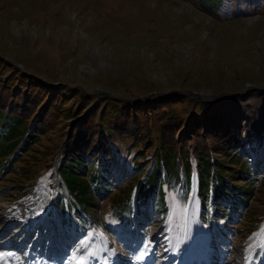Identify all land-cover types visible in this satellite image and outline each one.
Returning a JSON list of instances; mask_svg holds the SVG:
<instances>
[{
  "label": "rangeland",
  "instance_id": "1",
  "mask_svg": "<svg viewBox=\"0 0 264 264\" xmlns=\"http://www.w3.org/2000/svg\"><path fill=\"white\" fill-rule=\"evenodd\" d=\"M222 2L212 14L199 0H0V74L6 83H15L16 71L21 87L62 82L63 107L81 102L101 109L104 98L118 103L180 96L181 102L168 100L179 117L214 110L235 134L240 131L237 155L225 165L252 169L245 207L221 218L225 212L213 213L209 194L200 205L195 192L196 186L215 192L217 173L212 169L201 178L191 157L189 183L164 190L165 212L151 208L142 225L139 216L126 223L128 214L116 202L131 194L132 206L140 175L132 177L131 159L150 161L152 147L110 141L119 162L128 151L126 164L110 168V191L80 212L56 166L72 122L86 116L82 108L71 120L58 118L0 171V239L17 230L20 243L11 249L7 240L0 264H142L145 250L151 254L147 264L181 258L186 264H264V88H256L264 85V0ZM32 88V95L44 97ZM248 141L256 151L261 145L255 155L248 153Z\"/></svg>",
  "mask_w": 264,
  "mask_h": 264
},
{
  "label": "trees",
  "instance_id": "2",
  "mask_svg": "<svg viewBox=\"0 0 264 264\" xmlns=\"http://www.w3.org/2000/svg\"><path fill=\"white\" fill-rule=\"evenodd\" d=\"M199 2L207 12H211L213 6H221L223 3L222 0H208L210 5L205 7L201 0ZM2 65L0 62V68ZM13 78L16 80L14 84L6 83L0 74V171L10 168L15 157L25 152L58 118L71 120L73 114L78 115L84 110L86 116L72 122L70 132L65 135L58 151L56 166L58 179L80 212L86 211V205L91 204L97 196L110 191L113 186L110 168L126 164L128 151L119 162L117 150L109 149L108 143L118 140L152 147L150 161L143 155L137 156L131 159L129 169L132 177L140 175L133 192L132 208L141 224L147 219L146 214H152L151 208L157 212L165 211V188H182V184L189 183L191 157L194 158L201 178L208 177L212 169L217 173L215 192L211 190L210 193H202L196 186L200 205L209 194L214 206L213 213L225 212L221 218L227 216V211H237V205L245 207L252 170L246 163L225 165V162L230 164V159L237 155L241 141L238 137L240 131L238 135L235 134L224 121L221 112L208 110L179 117L168 100L181 102L184 99L180 96L161 95L149 96L143 101L135 99L118 103L104 98L99 100L103 102L101 109L92 103L86 106L87 103L84 105L81 102L74 107L73 102L63 107L66 100L62 99V82L52 88L50 84L46 86L39 81L29 80V85L21 87V74L16 71ZM31 85L39 88L44 97L32 95L36 92ZM43 101L44 107L38 108V104ZM89 101L92 102L91 97ZM99 101L95 100V103ZM211 153L215 156L212 157ZM137 158L141 160L137 161ZM196 180H199L198 175ZM75 197L80 200L79 206ZM130 197L126 194L122 204L116 202V205H122L120 211L130 212Z\"/></svg>",
  "mask_w": 264,
  "mask_h": 264
},
{
  "label": "bare ground",
  "instance_id": "3",
  "mask_svg": "<svg viewBox=\"0 0 264 264\" xmlns=\"http://www.w3.org/2000/svg\"><path fill=\"white\" fill-rule=\"evenodd\" d=\"M247 144V147L248 148H246V149H248V153L250 152V154H252V155H255L256 153H257V151L259 150H257L256 151V148H255V146H254V142L252 143V144H250V142L248 141V143H246ZM248 155V154H247ZM249 156L250 155H248V159H249ZM254 160V159H253ZM250 161V160H249ZM251 162V161H250ZM9 210H11L12 211V213H13V210H12V208H9L8 210H7V212H6V215H8V218H10L11 216V211H9ZM9 211V212H8ZM14 212H15V210H14ZM13 215V214H12ZM27 221H28V218H27ZM27 223V222H26ZM1 228H3L4 229V227H2V225L0 224V229ZM18 228V227H17ZM16 228V229H17ZM24 228H25V226H24ZM15 229V230H16ZM21 229H23V228H21ZM20 230V229H19ZM16 232H17V230L16 231H13V232H11V233H9L7 236H5V237H3V238H1V240L2 241H0V245H4L5 246V244H7V240L9 241V245L11 244V249H16V247H18V246H20V243L18 244L17 243V240H16V237H18L17 236V234H16ZM7 234V233H6ZM5 234V235H6ZM19 238V237H18ZM3 246V247H4ZM179 264H185V260H183V259H180L179 260ZM210 264V263H209Z\"/></svg>",
  "mask_w": 264,
  "mask_h": 264
},
{
  "label": "water",
  "instance_id": "4",
  "mask_svg": "<svg viewBox=\"0 0 264 264\" xmlns=\"http://www.w3.org/2000/svg\"><path fill=\"white\" fill-rule=\"evenodd\" d=\"M260 87H263L264 88V85H259L258 87H256L257 89L260 88ZM264 90V89H262ZM190 94H192V96L196 97V98H202L203 95L199 94V93H195V92H190ZM259 149H261V145H259Z\"/></svg>",
  "mask_w": 264,
  "mask_h": 264
},
{
  "label": "snow or ice",
  "instance_id": "5",
  "mask_svg": "<svg viewBox=\"0 0 264 264\" xmlns=\"http://www.w3.org/2000/svg\"><path fill=\"white\" fill-rule=\"evenodd\" d=\"M3 259V255L2 254H0V260H2Z\"/></svg>",
  "mask_w": 264,
  "mask_h": 264
}]
</instances>
